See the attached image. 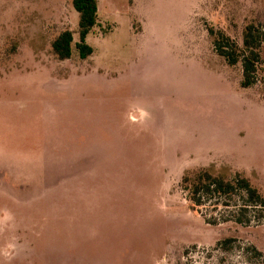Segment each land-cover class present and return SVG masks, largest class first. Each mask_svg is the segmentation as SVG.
Here are the masks:
<instances>
[{"label":"rangeland","instance_id":"rangeland-1","mask_svg":"<svg viewBox=\"0 0 264 264\" xmlns=\"http://www.w3.org/2000/svg\"><path fill=\"white\" fill-rule=\"evenodd\" d=\"M98 1L82 59L73 0H0V264H264L263 216L211 224L226 207L182 187L207 167L264 194V44L244 88L209 31L243 46L264 0Z\"/></svg>","mask_w":264,"mask_h":264},{"label":"trees","instance_id":"trees-1","mask_svg":"<svg viewBox=\"0 0 264 264\" xmlns=\"http://www.w3.org/2000/svg\"><path fill=\"white\" fill-rule=\"evenodd\" d=\"M73 5L79 13L80 40L76 44V48L79 56L82 59H87L94 54V48L88 43L87 38L100 23L99 1L73 0ZM209 31L214 37V46L219 55L223 56L230 65L242 62L244 71L242 86L244 88L252 86L256 82L255 74L258 64L262 60L263 29L255 23L249 24L244 32L243 46H240L224 30L210 27ZM73 44L74 32L67 29L55 38L52 47L60 60H67L73 56ZM182 187L195 208H203L208 202L226 207L224 208L225 212L220 215V219L213 218V216L207 217V222L211 224L231 220L251 224L255 218L264 217V194L251 183L249 178L239 173L230 179L204 167L186 173L183 176ZM239 194L243 196V203L240 204ZM234 199L236 203H232ZM233 241L235 239L229 238L221 244H225L228 248ZM250 249L260 254L257 249L253 247Z\"/></svg>","mask_w":264,"mask_h":264}]
</instances>
